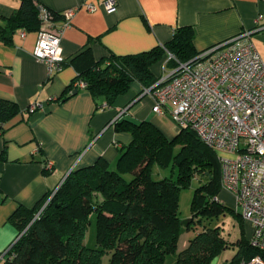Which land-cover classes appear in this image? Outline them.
<instances>
[{
    "label": "trees",
    "instance_id": "trees-1",
    "mask_svg": "<svg viewBox=\"0 0 264 264\" xmlns=\"http://www.w3.org/2000/svg\"><path fill=\"white\" fill-rule=\"evenodd\" d=\"M20 1L21 6L8 19L6 29L0 28L2 40L10 41L17 30L40 29L35 1ZM194 39L193 28H178L166 45L136 55H110L99 61L87 48L73 59L77 77L59 100L70 98L78 91L75 83L82 81L94 99H103L111 107L135 83L143 90L153 87L160 79L154 66L166 61L168 53L174 57L167 64L169 68L195 59L201 52L195 49ZM18 114L17 103L0 99V124L10 122ZM115 131L129 135L128 143L119 142L116 165L99 158L93 165L79 167L55 194L46 195L32 210L21 209L14 220L20 236L1 264H104L106 256H110L109 264H165L173 255L177 256L176 264H212L230 247L218 228L210 226L226 212L235 213L216 200L222 192L217 153L190 128L169 138L151 121L122 118L115 122ZM155 165L163 169L172 166L178 172L176 179L155 180ZM195 180L200 186L192 203L193 222L205 219L209 225H204V230L179 252L185 228L180 218L181 190ZM93 215L96 246L90 248L86 236ZM237 216L244 226L241 214ZM236 245L240 250L233 264L258 254L244 232Z\"/></svg>",
    "mask_w": 264,
    "mask_h": 264
},
{
    "label": "crops",
    "instance_id": "crops-1",
    "mask_svg": "<svg viewBox=\"0 0 264 264\" xmlns=\"http://www.w3.org/2000/svg\"><path fill=\"white\" fill-rule=\"evenodd\" d=\"M34 1L57 14L76 12L61 44L65 68L53 77L33 55L38 30L21 29L10 41L0 39V99L13 101L19 108L13 120L0 124V258L20 236L14 220L21 209L37 207L79 167L93 165L99 158L116 165L118 147L129 141V135L115 131L117 120L151 121L169 138L178 133L167 118L153 112L152 98L140 99L143 87L138 83L111 107L103 99H94L86 89L60 101L77 77L73 59L87 48L95 61L148 52L166 45L183 27L193 28L195 49L202 52L254 30L258 17L264 16V0H117L113 13L100 8L101 0ZM89 4L98 10L88 11ZM20 6V0H0V28L6 29L8 19ZM57 21L62 23L61 18ZM252 42L261 55L264 31L256 33ZM154 73L163 75L160 63L154 66ZM36 103L44 109L30 114L29 107ZM47 162L53 163V171L46 168ZM219 197L225 205L227 197L235 201L227 192L222 191ZM190 240L179 245V252ZM236 243L229 247L232 259L223 257L226 249L212 264H233L240 250ZM171 257L176 264L177 257Z\"/></svg>",
    "mask_w": 264,
    "mask_h": 264
},
{
    "label": "built area",
    "instance_id": "built-area-1",
    "mask_svg": "<svg viewBox=\"0 0 264 264\" xmlns=\"http://www.w3.org/2000/svg\"><path fill=\"white\" fill-rule=\"evenodd\" d=\"M117 7V0H101L100 8L107 13L115 12ZM38 8L40 29L33 55L47 66L49 77H53L65 68L61 44L76 11L57 14L45 6ZM98 8L87 5L90 12ZM57 17L62 19L61 24ZM261 31H264L262 15L254 30L206 49L188 63L170 68L140 95V99L152 98L153 112L167 118L178 132L192 129L217 153L222 169V191L234 197L236 211L241 210L244 221L252 228L248 238L250 247L258 252L239 264H264V61L252 42V37ZM171 59L174 57L168 53L165 70ZM74 86L86 89L82 81ZM43 109L36 103L28 112L33 114ZM46 168L53 171V163L47 162ZM216 200L222 202L220 197ZM4 258L5 255L0 261Z\"/></svg>",
    "mask_w": 264,
    "mask_h": 264
},
{
    "label": "rangeland",
    "instance_id": "rangeland-1",
    "mask_svg": "<svg viewBox=\"0 0 264 264\" xmlns=\"http://www.w3.org/2000/svg\"><path fill=\"white\" fill-rule=\"evenodd\" d=\"M263 61H264V52H260ZM160 65L162 66V72L163 74L166 73V71H169V66L165 70V61L161 62ZM165 126L167 127V120L164 122ZM177 170H173L172 166L167 167L166 169H163L159 166H154L153 168V178L155 180L157 179H163V178H174L176 179L177 177ZM129 178V177H128ZM200 186L199 181L195 180L191 184L189 188H185L181 190V195H180V218L182 221H185L187 219L192 218L193 213H192V203L194 200L195 196V191L196 189ZM226 206L227 208H230L234 210L235 213L228 211L224 215L220 216L218 219H215L211 222L210 226L213 228H218L220 236L222 239H224L228 244L231 245V243L238 242V239L242 237L243 232L245 233V236L247 238L251 234V229L250 225L244 221V226L240 224L238 214H241V210L236 211L235 207V201L231 197L226 198ZM91 225L89 227V230L87 232L86 236V244L90 248H94L96 246V216L93 215L91 217ZM193 225L192 227L190 224L185 227L182 231L181 238H180V243L179 245L182 247L184 242L187 241L189 238H193L196 233L202 232L204 230V225L208 224L207 220H202L199 222V219H195L194 222H192ZM209 225V224H208ZM191 227L190 229H186L188 227ZM176 256V255H175ZM228 256L230 259L234 257L233 250L230 248L227 249L223 253V257ZM177 257V256H176ZM109 259L110 256H106L104 258V264H109ZM165 264H174L173 263V258L170 256L167 258Z\"/></svg>",
    "mask_w": 264,
    "mask_h": 264
},
{
    "label": "water",
    "instance_id": "water-1",
    "mask_svg": "<svg viewBox=\"0 0 264 264\" xmlns=\"http://www.w3.org/2000/svg\"><path fill=\"white\" fill-rule=\"evenodd\" d=\"M74 94H77V91H75ZM69 175H70V174H69ZM69 175H68V176H69ZM68 176H67V177H68ZM67 177H66V178H67ZM63 182H64V181H63ZM63 182H62V184H63ZM62 184H61V185H62ZM61 185H60V186H61ZM192 222H193V218H190V219H187V220H185V221H182L181 225H182L183 227H187V226H188L189 224H191Z\"/></svg>",
    "mask_w": 264,
    "mask_h": 264
}]
</instances>
